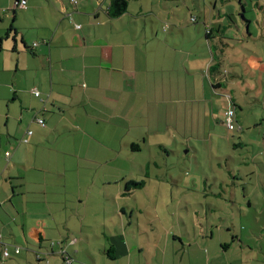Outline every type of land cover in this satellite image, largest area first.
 Returning a JSON list of instances; mask_svg holds the SVG:
<instances>
[{"label": "crops", "instance_id": "1", "mask_svg": "<svg viewBox=\"0 0 264 264\" xmlns=\"http://www.w3.org/2000/svg\"><path fill=\"white\" fill-rule=\"evenodd\" d=\"M18 1L0 0V54H4L0 56V264H71L66 261L67 255L72 264H264V249L257 247L253 228L245 234L231 228L230 242L222 228L217 238L214 231H203L202 237L189 241L184 239L189 233L184 234L182 228H101L106 241H96L97 228L93 235L84 232L82 220L81 228L70 226L84 203L82 188L77 195L75 190L80 187L73 188V177L67 173L62 179L49 177L48 163H43L51 161L53 152L60 149L71 160L66 162V157L59 166L80 173L90 164L98 168V157L93 162L92 154L113 152L116 146L111 144L127 132L137 140L142 137L149 127L136 122V116L131 117V107L143 92L149 94L152 72L159 63L170 72L178 70L177 80L183 79L181 91H187L179 94L177 100L182 102L191 99L192 74L207 71L212 89L205 78L202 86L195 80L206 114L224 124L225 111L234 107L235 121L240 125L243 114L239 112L245 105L229 94L228 82L223 81L226 70L222 56L232 46L226 42L232 33L227 22L229 13L216 3L204 18L193 13L191 21L195 25L190 28L180 17L182 5L191 14L195 12L187 0H126L127 9L120 16L111 14L115 0H28L27 8L17 6ZM200 19L204 26L197 24ZM244 22L250 29L251 23ZM231 40L238 41L234 37ZM208 53L209 58L204 59ZM8 54L11 57L3 62L1 57ZM128 61L136 64L130 67ZM234 76L239 78L238 71ZM174 79L171 76L167 88H163L169 97L174 94ZM216 94L218 98L214 99ZM224 96L228 107L217 118L215 101ZM248 97L246 93L245 99L242 97L245 104L250 103ZM37 117H43L46 125L39 124ZM263 119L254 124L258 131L249 127L234 147L253 146L249 161L242 162V167L238 164V168L253 184V194L264 200ZM28 129L33 130L32 135L27 136ZM92 132L103 139H95ZM78 136L82 137L79 149ZM78 152L85 157L78 158ZM49 168L54 170L53 160ZM236 188L229 193L236 196ZM121 194L114 195V200ZM244 196H250L248 190ZM248 200L251 206L252 200ZM115 202L118 212L120 203ZM143 233L148 238L142 239ZM249 239L256 241L246 247ZM146 240L150 242L143 244ZM3 243L10 246L9 257L3 255ZM19 244L28 249L23 251ZM14 246L21 247L19 253Z\"/></svg>", "mask_w": 264, "mask_h": 264}, {"label": "rangeland", "instance_id": "2", "mask_svg": "<svg viewBox=\"0 0 264 264\" xmlns=\"http://www.w3.org/2000/svg\"><path fill=\"white\" fill-rule=\"evenodd\" d=\"M187 3L195 12L191 14L186 6L182 5L180 17L189 23L190 28L195 25L191 21L193 13L194 16L202 14L204 18L214 9L216 3V7L229 13L230 19L227 22L232 28V33L226 38V42L232 46H229L222 56L226 70L223 81L228 82L229 94L236 95L239 103L245 105V110L239 112L243 115L238 128L229 131L225 124L206 114L205 104L199 101L197 82L202 86L205 78L209 89L213 88L207 71L192 74L193 78L189 79L191 99L182 102L183 100H177L179 94H186L187 91H181L183 79L177 80L180 76L178 70L170 72V68L167 70V66L163 68L159 63V67L155 68L156 72H152L149 83L151 86L147 90L149 94L145 95L143 92L131 107V117L136 116V122L149 127L142 137L137 140V136L133 138L127 132V135L116 143L111 142V146H116L113 152L96 154L95 151L92 154L90 159L93 162L98 157V168L90 164L89 169L80 170V173L77 170L65 171L64 165L59 166L64 163L66 157V162L71 160L70 155L60 149L58 153L53 152L54 170L49 168L52 160L43 163H48L49 177L57 176L62 179L65 173L68 177H73V188L80 187L75 190L77 195L82 188L84 203L78 216L70 222V226L77 225V228H81L82 220L85 224L82 227L84 232L93 235V229L97 228L96 235L99 238L96 241H106L101 228H176L177 231L182 228L184 234L189 233L184 237L186 241L195 240L197 236L202 237L203 231L208 234L214 231L217 238L221 232L219 228H222L223 233L230 236L229 242L231 228H237L239 234L248 233L247 230L253 228L255 239H258L257 247L264 249V200L253 194V184L250 181L248 183L245 178L246 172L238 168V164L242 167V162L249 161L253 146L247 141L249 145L243 149L234 147V143L239 141L238 137L244 136L249 127L258 131L254 124L264 118V0H187ZM217 9L214 10L216 15ZM244 20L251 23L250 29ZM197 24L204 26V21L200 19ZM203 30L205 31V28ZM249 33L251 36L247 37ZM231 37L238 41H232ZM255 51L261 53L253 55ZM257 56L262 60L257 59ZM8 57H11V54L1 59L5 62ZM208 58L209 53L204 59ZM178 60L182 62V58ZM127 64L133 67L136 63L128 61ZM235 71H238L239 78L234 76ZM171 76L175 77V90L172 97L169 93V97L167 90L163 88H167L166 81L170 82ZM175 93H178V96ZM245 93L249 96V104L243 101ZM213 98H218V95ZM215 103V117L223 115L224 109L228 107L227 98L224 96V99ZM92 135L95 139L96 136L103 139L99 133L92 132ZM134 139L136 142H133ZM76 140L79 149L82 137L78 136ZM133 143L140 144L141 149L133 150ZM87 144L88 142H85V145ZM76 155L82 159L85 157V153L78 152ZM107 159L111 161L103 164L102 160ZM81 180L85 185H82ZM133 181L144 182V185L142 188L129 185ZM237 181L239 184L235 185ZM72 186L69 187L71 193L74 192ZM234 186L237 187L236 196L229 193ZM128 187L130 192L126 193ZM61 189L66 190L64 187ZM245 190H248L250 195L248 198L244 196ZM120 191V199L114 200V195H119ZM248 199L252 200L251 206ZM115 201L120 203L119 213L113 205ZM139 233L141 234L140 230ZM171 237L173 240V234ZM92 238L94 239V236ZM144 238H148V234L143 233L142 239ZM256 240H250L246 247ZM162 241L163 239L159 242ZM149 242L150 240H146L143 244ZM20 246L23 251L28 249L27 246ZM246 252L250 253L249 249H246ZM255 252H258V249H255Z\"/></svg>", "mask_w": 264, "mask_h": 264}, {"label": "built area", "instance_id": "3", "mask_svg": "<svg viewBox=\"0 0 264 264\" xmlns=\"http://www.w3.org/2000/svg\"><path fill=\"white\" fill-rule=\"evenodd\" d=\"M74 1L75 3H77L76 0H72ZM27 5H28V0H19L17 2V6H20L21 8H27ZM195 19V18H194ZM80 27V25H78V28ZM35 95L36 96H39L40 95V92L39 91H36L35 92ZM235 117H236V111H235V108L234 107H229L226 111H225V119H224V124L230 129V130H236L238 128V124L237 122L235 121ZM38 123L40 124H45L44 120L41 118V117H37L36 118ZM26 134L27 136L29 135H32L33 134V130L31 129H28L26 131ZM25 142H28V138L25 137L23 139ZM6 155L9 156L10 155V152H6ZM1 240H2V234H0V243H1ZM4 247H3V255L5 257H9L11 254H10V248H9V244L7 243H3ZM15 248V252L16 253H19L20 250H21V247L20 246H14ZM66 261L68 263H71L72 264V258L70 256H66Z\"/></svg>", "mask_w": 264, "mask_h": 264}, {"label": "trees", "instance_id": "4", "mask_svg": "<svg viewBox=\"0 0 264 264\" xmlns=\"http://www.w3.org/2000/svg\"><path fill=\"white\" fill-rule=\"evenodd\" d=\"M244 8V7H243ZM126 9H127V1L126 0H115L113 3H112V5H111V14H112V16H120V15H122L125 11H126ZM11 30H12V28H10ZM248 35V34H247ZM40 96V95H39ZM38 96V97H39ZM42 119L44 120V122H45V124L44 125H46V120L42 117ZM37 120V119H36ZM38 122V121H37ZM40 124V123H39ZM41 125H43V124H41ZM43 125V126H44ZM229 129V128H228ZM230 130V129H229ZM231 131H234V130H231ZM132 148L134 149V150H137V149H139V145H138V143H133L132 144ZM129 185H133V186H135V187H143V185H144V182H140V183H138V182H130L129 183ZM129 187L127 188V190H126V192H129ZM2 247H4V245L2 244Z\"/></svg>", "mask_w": 264, "mask_h": 264}]
</instances>
